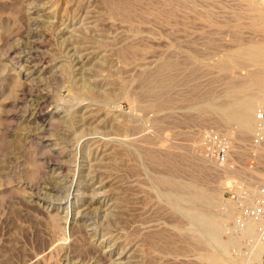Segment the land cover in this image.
Instances as JSON below:
<instances>
[{
  "label": "rangeland",
  "instance_id": "1",
  "mask_svg": "<svg viewBox=\"0 0 264 264\" xmlns=\"http://www.w3.org/2000/svg\"><path fill=\"white\" fill-rule=\"evenodd\" d=\"M101 1L0 0V264H209L208 246L188 244L191 224L154 182L167 174L213 197L200 206L217 217L224 264H264L257 223L241 226L224 186L264 185L263 140L250 142L255 109L244 139L217 112L253 85L249 67L217 62L264 42V0H129L130 19ZM170 60L172 72L157 75ZM161 75L172 80L168 104L141 110ZM81 84L110 94L104 110ZM213 132L231 145L233 168L209 157ZM175 152L182 172L152 158ZM161 231L177 252L146 256L145 238Z\"/></svg>",
  "mask_w": 264,
  "mask_h": 264
},
{
  "label": "bare ground",
  "instance_id": "2",
  "mask_svg": "<svg viewBox=\"0 0 264 264\" xmlns=\"http://www.w3.org/2000/svg\"><path fill=\"white\" fill-rule=\"evenodd\" d=\"M101 3L103 4V6H105V8L108 11H110L114 15V17L118 16V17H121L124 19H130L131 18V16H130L131 3L129 0H102ZM263 63H264V42L239 47L236 50L223 55L222 59L220 57L219 61L217 62L218 67L223 69V70H233L236 68H243L244 69L245 67L250 68V69H248V71H246V68H245V71H246L245 75L250 76L251 83L253 84L250 86V90L248 91V93L244 97H242L239 101L235 100L236 102L225 104V106L223 108L220 109V107H219V110L217 109L218 110L217 112H218V115L220 116V118H222L223 120L228 121V122L236 123V126L238 128V132H239L238 134L243 139L253 130V123L254 122H253L252 118H254V117H252V115H253L252 112L255 109L256 104H258V102H259V99L257 96L258 86L264 80V72L259 71L260 69H263ZM173 65H174V63H171V60H170V62L167 61V63H165L161 67L158 65L160 68L157 70V75L158 74H167L168 72L171 73L172 71L170 72V70L173 68L172 67ZM167 69H169V70L167 71V73H165ZM251 70H254V72H252ZM161 76L162 77L155 78L154 80H152L150 82H148L149 81L148 79H150V78H146V80L148 82V87H146L147 88V92L145 93L146 95L145 96L142 95V96H144L143 98H145V97L146 98H145L144 103L142 104L141 110L142 109H150V108H156L157 109L159 107L163 108L164 106H166L168 104V100L165 98V96L167 95V93L169 91L172 90L171 89L172 80L169 77H167L166 75L165 76L161 75ZM78 88H80V87H78ZM93 91L94 90H92L88 87H85V86L83 87V85L81 84V89L78 92H81L85 96L86 95L89 96V99L91 97L96 102V104L94 103L97 106V108H96L97 111H95V112H98L107 106L108 101L110 100V94L109 93H98V92L95 93ZM127 91H128V89H127ZM232 91H234V90H232ZM235 91H237V90H235ZM99 94H101V95H99ZM76 96H78V94ZM87 96H86V98H87ZM74 98H76V97H74ZM78 98H80V97L78 96ZM169 98H171V97H169ZM171 100H172V98H171ZM205 105H207V104H205ZM208 107H209V105H208ZM161 108H159V109H161ZM165 108H167V107H165ZM213 109H215V108L213 107ZM106 110L108 111V109H106ZM225 121H224V123H225ZM254 127H256V130L254 128L253 132L259 131L261 139L263 140L261 143H259L258 145L255 146V148H257L261 145L262 146L264 145L263 144L264 143V121L258 123L257 120L255 119ZM129 129H132V127L128 128V130ZM227 141L228 140H226V142ZM227 144H228V146L232 152L231 145H229L228 142H227ZM128 152L130 153V151H128ZM163 154L162 155H157V154L153 155L152 158H154L157 161L158 165L159 164L160 165H167V166L169 165V166H173L172 168H174V169L180 168V166L183 163V159H184V156L182 157V153L180 154L181 156L178 155L176 152L174 153V155H172L173 153L172 154H164V155ZM209 157H210V155H209ZM231 160H233V158ZM181 167H183V166H181ZM233 167L234 166L230 165V163H229L226 166H224L223 168L229 169V168H233ZM169 168H171V167H169ZM180 170L182 172V169H180ZM180 170L178 169L176 171H180ZM170 171L172 172L173 170H170ZM174 173H175V170H174ZM198 173H199V171H198ZM172 174L173 173H171V175ZM175 175H177V174H175ZM104 176H106V175H104ZM173 177H174V175H173ZM175 178L176 177H174V179ZM174 179L170 178V176L167 174V176H157L155 178L154 182H155V184H157L158 186H160L163 189L164 196L166 197V202L168 203L169 208H171V210L179 216L178 219H180V217H183V218L185 217L189 221V223L191 224V225H189V226H191V228L189 227L190 228L189 232L191 233V235L188 237V240H189L188 244H190L191 247L193 246V247H198V248L201 246H208V248L203 250V253L201 254L202 259H204L209 264H224L223 258L221 257L224 245L217 238V229H218V225L216 224V222L218 221V220L216 221L217 217L215 215H213L211 212H207L206 209L205 210L201 209V206H200L201 204H204L208 207H211L212 202H213V197L202 195V193L200 192L201 190L199 191L200 188L197 189V186H193V184H192V186H193L192 189H189V191H184L183 187L185 185L182 184L183 187H181V185H180L182 181L178 182L177 180H174ZM249 181L243 180L241 182V184L243 185L244 188L251 190L254 186H256V184H254L253 187L250 188L247 186ZM188 184L189 183H187V185ZM235 184H237V182L236 181L233 182L231 180V178H227L226 181L224 182L225 187L232 186ZM186 187H188V186H186ZM116 203H118L119 206L124 205L123 201L116 202ZM121 213H122V211H121ZM121 213H119V214H121ZM248 221L257 223V225L260 224L257 227L258 234H257L256 238H254V241L255 242L263 241L264 240V220L262 222H259V221H253V220L247 219V220H244L241 222V226L244 223H248ZM55 226H58L57 223ZM58 227H60V226H58ZM252 230H253V226L250 223V225H247L246 228H244L242 230V232L247 234V233L251 232ZM179 231H182V230L180 229ZM185 231L188 232L187 230H185ZM162 232H164V231H161V233H154V234L148 235V237L146 236L147 237V238H145L146 239L145 241L147 243V249L146 250H148L146 252V256H149V255H147L148 253L149 254L151 253V255H152V251L153 252L156 251L155 253H157V250L162 251L163 249H169V251L172 253H174L175 251L177 252V248L179 246L176 247L174 243H173L174 245L171 244L169 246L168 244H170L171 238L168 241L169 236H167V233H165V232L162 233ZM182 233L185 234L184 230L182 231ZM190 233H188V234H190ZM186 237H187L186 235H185V237L181 235V239H185L186 241H188ZM173 241H175V240H173ZM210 244H211V246H210L211 248L213 246L217 248L216 251H214V248L213 249L209 248ZM212 244H213V246H212ZM186 246L189 247V245H185V248H186ZM195 250H196V248H195ZM162 253H164V251H162Z\"/></svg>",
  "mask_w": 264,
  "mask_h": 264
},
{
  "label": "built area",
  "instance_id": "3",
  "mask_svg": "<svg viewBox=\"0 0 264 264\" xmlns=\"http://www.w3.org/2000/svg\"><path fill=\"white\" fill-rule=\"evenodd\" d=\"M254 117L258 123L264 121V83L260 88L259 102L255 108ZM213 138L216 143L213 151L209 154L210 157L213 158V162L220 167H224L229 163L230 165H234V160H231L232 152L226 142V139L215 132H213ZM261 140L259 131L253 133L250 137V142L254 145L261 142ZM237 182L238 183L235 185L228 186L230 197L236 206L237 221L241 223L242 221L248 219L262 222L264 220V185L256 184V186L250 190L244 188L241 181ZM259 225L260 224H258V226Z\"/></svg>",
  "mask_w": 264,
  "mask_h": 264
}]
</instances>
